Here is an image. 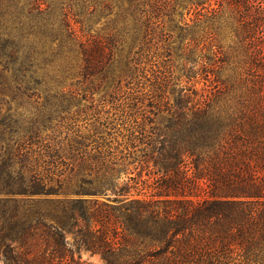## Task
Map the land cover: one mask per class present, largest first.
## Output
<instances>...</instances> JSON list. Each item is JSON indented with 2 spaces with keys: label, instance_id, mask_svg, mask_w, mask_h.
<instances>
[{
  "label": "trees",
  "instance_id": "16d2710c",
  "mask_svg": "<svg viewBox=\"0 0 264 264\" xmlns=\"http://www.w3.org/2000/svg\"><path fill=\"white\" fill-rule=\"evenodd\" d=\"M130 2L212 53L201 93L133 90L99 0H0V256L264 264V0Z\"/></svg>",
  "mask_w": 264,
  "mask_h": 264
},
{
  "label": "rangeland",
  "instance_id": "374dc122",
  "mask_svg": "<svg viewBox=\"0 0 264 264\" xmlns=\"http://www.w3.org/2000/svg\"><path fill=\"white\" fill-rule=\"evenodd\" d=\"M151 14L148 4L134 5L130 0H99L96 13L88 17L85 26L91 34L112 44L117 59L133 60V90L136 86L135 89L138 86L146 90L152 88L153 73H156L170 79L172 101L179 91L193 84L201 93L206 87L203 68L207 61L204 57L211 58L212 53L202 52L198 43L190 49L186 47L188 34L183 23L175 20L157 27L156 19L150 18ZM190 17L186 15L185 20L189 22ZM221 44L227 52L234 47L231 37H225ZM123 89L127 90V87ZM82 260L85 264L104 263L100 255L89 252H82ZM0 264H7L1 256Z\"/></svg>",
  "mask_w": 264,
  "mask_h": 264
}]
</instances>
